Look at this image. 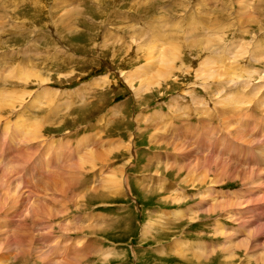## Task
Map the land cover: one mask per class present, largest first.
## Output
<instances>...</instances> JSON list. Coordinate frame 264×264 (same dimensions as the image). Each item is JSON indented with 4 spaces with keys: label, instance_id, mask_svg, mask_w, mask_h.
<instances>
[{
    "label": "rangeland",
    "instance_id": "1",
    "mask_svg": "<svg viewBox=\"0 0 264 264\" xmlns=\"http://www.w3.org/2000/svg\"><path fill=\"white\" fill-rule=\"evenodd\" d=\"M263 59L264 0H0V264H264Z\"/></svg>",
    "mask_w": 264,
    "mask_h": 264
},
{
    "label": "bare ground",
    "instance_id": "2",
    "mask_svg": "<svg viewBox=\"0 0 264 264\" xmlns=\"http://www.w3.org/2000/svg\"><path fill=\"white\" fill-rule=\"evenodd\" d=\"M243 6V5H242ZM244 7H246V5H244ZM184 34V33H183ZM188 39V38H187ZM183 41H185V39H183ZM220 41V40H219ZM187 43H188V46H190V49L192 48V47H199L200 45L196 42V43H194L193 41H190V42H188V41H186ZM184 44V43H183ZM235 46H237L238 44H234ZM252 45H253V43H252ZM216 50H218V49H220L219 48V46L218 45H214L213 46ZM253 47H254V45H253ZM203 49L205 50V48L203 47ZM224 49H226L225 48V46H224ZM226 51H231V54H230V56L231 57H229V56H225V59L224 60H220V59H216V58H213V59H210L209 57H207V58H205L204 59V61H202L201 63H200V65H199V67L200 66H203L204 68H198V70H204V71H206V69H208L209 67L208 66H213V68H215L217 65H222L223 67H224V71L226 70L227 72L228 71H230V73H228V78H227V80L228 81H231L232 83H238L237 82V79L239 78V77H241V78H243V79H245V81H250V79H252L253 77H252V71H247V69H239V61H238V59H241V60H245V62L246 61H248V63H250V62H252V63H256L255 61H253V57L251 56V54H247V51L248 50H246L245 48L244 49H241V50H238V51H236V50H234V47L233 48H231V50L229 49V48H227V50ZM250 51V50H249ZM246 54H247V56H248V58H246ZM210 56V55H209ZM211 57V56H210ZM203 58V57H202ZM243 58V59H242ZM246 58V59H245ZM232 60H236V61H233L232 62ZM251 60V61H250ZM264 60V59H263ZM230 61V62H229ZM154 62L153 61H151V63H148L147 65H146V67H147V69H148V67H153L154 66ZM242 67V66H241ZM246 68V67H245ZM210 69V68H209ZM198 70H197V74H196V77H199L200 79H202V80H207V79H210V78H212V74H210V75H206L205 76V74H198ZM138 73V72H137ZM215 73H216V75H217V70L215 71ZM123 74V76H124V79H125V81H126V83L129 85V87H134L133 86V80H132V78H134L132 75H130L129 73H122ZM137 75V74H136ZM120 77V76H119ZM167 79H169V73L168 72H165V73H163L162 75H160L159 76V78H158V80L156 81V87L158 88V86L160 85H162L164 82H166V80ZM121 82H122V80H121ZM123 85H124V83H122ZM141 86V85H140ZM240 85H238L237 84V86L236 87H239ZM146 89V87L145 86H142V87H138V88H136V89H134V91H135V93H136V95H139L140 93H142L144 90ZM237 90V93L239 92V89H236ZM130 91V90H129ZM1 93L2 92H0V107H2V106H4V105H2L3 103H7V102H11L12 101V93H10V92H8L7 94L5 93H2V95H1ZM15 93H17V92H14L13 91V94H15ZM7 97H9V101H7L6 100V98ZM16 99H18V94H17V98ZM246 100V98L245 97H241L240 96V98H234V97H231L230 98V100L227 102V104H226V106L227 107H231L234 103H239V102H241V101H245ZM226 101H227V98L226 99H224L223 100V103H226ZM254 127H255V125H254ZM259 155H260V157L262 158H264V152H261V151H259V153H258ZM114 187L115 188H117V185L116 184H114ZM223 230H224V228L223 227H221L220 229H219V234H223ZM250 232V231H249ZM231 245H228V247H230ZM240 247V245H235V248H239ZM198 249H200V247L198 246ZM205 253V250H204V252H203V254ZM53 255V254H52ZM226 256H227V258L228 257H230V256H232L233 254L232 253H229V254H225ZM226 258V259H227Z\"/></svg>",
    "mask_w": 264,
    "mask_h": 264
}]
</instances>
